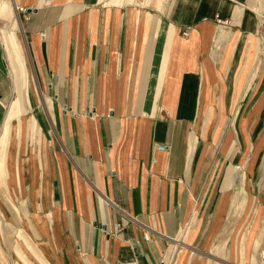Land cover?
I'll return each instance as SVG.
<instances>
[{
	"label": "crops",
	"instance_id": "obj_1",
	"mask_svg": "<svg viewBox=\"0 0 264 264\" xmlns=\"http://www.w3.org/2000/svg\"><path fill=\"white\" fill-rule=\"evenodd\" d=\"M17 1L33 11L26 62L20 20L0 27V183L42 261L206 264L190 257L222 237L246 188V109L264 110V0ZM258 250L243 243L241 263L264 264Z\"/></svg>",
	"mask_w": 264,
	"mask_h": 264
},
{
	"label": "rangeland",
	"instance_id": "obj_2",
	"mask_svg": "<svg viewBox=\"0 0 264 264\" xmlns=\"http://www.w3.org/2000/svg\"><path fill=\"white\" fill-rule=\"evenodd\" d=\"M0 2L8 3L13 9V14L9 19H0V27L7 30H5L7 35L9 34L8 31L12 30V20H20V30H22L23 36L19 34V30L16 32L23 49L24 58L22 56V59H25L26 62L28 49L24 40L22 24L28 12L24 7H20L19 2H16V0H0ZM9 48L7 44V56L11 69H13L12 60L9 57ZM26 70L28 73V67ZM29 93L28 83L23 88V93L16 97L20 96L24 105L29 100ZM250 111V108L246 109L252 140L246 157V172L244 175L246 188L241 187L239 196L235 197L236 200L233 207H231L228 219L224 222L220 231L222 237H217L211 248L204 251V253L201 249H197V254H192L191 260L201 259V256H203L206 264H242L240 250L243 243L246 242V249L251 256L255 254L254 242L258 243L259 259L264 249V110L257 117H254L252 113L248 115ZM2 134H4V131L1 129L0 138ZM251 144L252 148L250 147ZM8 184L9 187L6 188L5 185L0 183V264H37L32 253L21 241L20 235H23L30 246L36 249L41 257L37 259L45 264L46 262L42 261L43 255L40 253L38 244L31 235L33 226L30 225V211L23 203L18 191L12 188L13 183L8 182ZM182 240L185 242L189 240V231L185 233ZM19 241L26 250L24 248L22 250Z\"/></svg>",
	"mask_w": 264,
	"mask_h": 264
},
{
	"label": "built area",
	"instance_id": "obj_3",
	"mask_svg": "<svg viewBox=\"0 0 264 264\" xmlns=\"http://www.w3.org/2000/svg\"><path fill=\"white\" fill-rule=\"evenodd\" d=\"M25 9L27 11V8H25ZM217 22L222 27H228L231 24V20L230 19H222L219 16H217ZM190 30H191V26H188L186 28V30L183 32V34L185 36H188L189 33H190ZM168 148H169L168 144H162V145L159 146V149H162V150H165V149H168ZM104 198H105V201L107 203H110V204L114 205V203H112V201L110 199H108V197H104ZM124 214L129 218V220L131 222H135V223H139L140 222L139 219H137V217H135V216H133V215H131L129 213H124ZM117 226L122 228L123 225L120 224V225H117ZM148 230H150V228L147 227L146 232H145V238L147 240H149L151 238V233ZM127 264H141V263L138 260L135 259V260H131Z\"/></svg>",
	"mask_w": 264,
	"mask_h": 264
},
{
	"label": "water",
	"instance_id": "obj_4",
	"mask_svg": "<svg viewBox=\"0 0 264 264\" xmlns=\"http://www.w3.org/2000/svg\"><path fill=\"white\" fill-rule=\"evenodd\" d=\"M33 9L31 7L27 8V12H32Z\"/></svg>",
	"mask_w": 264,
	"mask_h": 264
},
{
	"label": "bare ground",
	"instance_id": "obj_5",
	"mask_svg": "<svg viewBox=\"0 0 264 264\" xmlns=\"http://www.w3.org/2000/svg\"><path fill=\"white\" fill-rule=\"evenodd\" d=\"M263 256H264V251H263Z\"/></svg>",
	"mask_w": 264,
	"mask_h": 264
}]
</instances>
